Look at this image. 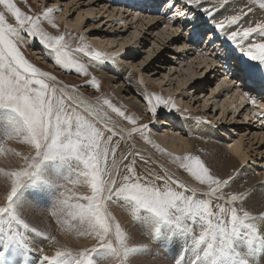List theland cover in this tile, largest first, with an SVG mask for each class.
Instances as JSON below:
<instances>
[{
	"label": "snow or ice",
	"instance_id": "obj_1",
	"mask_svg": "<svg viewBox=\"0 0 264 264\" xmlns=\"http://www.w3.org/2000/svg\"><path fill=\"white\" fill-rule=\"evenodd\" d=\"M248 2L264 9V0ZM201 3L202 0H186L189 9L201 8ZM0 6V139L6 137L7 141L28 146L27 152L6 144L0 146V155L10 154L17 161L10 169L0 168L5 184L4 202L0 204V264H30V234L43 233L32 227L23 213L30 197L49 194L57 186L63 165L74 166L77 178L73 184L84 186L87 194L66 189L60 193L58 205L78 221V235L90 237L94 243L77 251L56 247L53 254L39 249L40 264H139L138 254L149 249V245L131 242L133 236L110 211L111 205L125 211L153 244L182 253L175 264H255L257 250L264 251V213L257 217L243 207L244 193L225 192L233 177L221 178L199 155L193 154L174 157L172 162L198 185L206 186L207 191L189 187L167 172L161 174L147 168L150 158L146 159L135 144L127 151L121 145V141L139 135L145 144L163 152L146 134L147 124L138 125L139 117L107 98H98L95 104L86 102L76 93L75 86L72 91L59 86L55 76L41 71L22 54L18 45L23 41L22 33H27L49 50L57 66L74 69L80 75L89 74L87 65L71 54V35L52 34L42 27V20H46L58 29L51 18L58 9L47 8L42 16H31L14 0H0ZM201 10L214 19L210 9ZM6 13L15 19V25L8 22ZM240 19V15H229L216 22L215 28L236 26ZM254 34L260 39L245 47ZM204 35L196 33L200 40ZM196 37L190 32L189 42ZM226 38L252 62L239 66L241 75L237 79L264 82V24L237 28L227 32ZM75 51L100 63L113 59L83 42ZM229 55L225 49L214 58L227 64ZM90 83L99 88L94 76ZM245 96L251 99L248 92ZM143 100L153 116L160 106L169 110L176 107L171 99L154 93H145ZM252 103L255 106V100ZM104 106L131 127H119ZM137 158L145 165L143 174L138 171ZM49 163L51 167L47 166ZM201 195L206 198H199ZM214 199L224 201L215 205L216 211ZM46 238L57 243L55 236Z\"/></svg>",
	"mask_w": 264,
	"mask_h": 264
},
{
	"label": "rangeland",
	"instance_id": "obj_2",
	"mask_svg": "<svg viewBox=\"0 0 264 264\" xmlns=\"http://www.w3.org/2000/svg\"><path fill=\"white\" fill-rule=\"evenodd\" d=\"M160 1L165 2L166 0ZM202 1H205L210 7H216V9H214L215 12L219 9L221 11V8L223 9L221 5L224 7L230 6L228 7L229 10L227 12H218L222 14L221 16H228L229 14L240 15L241 19L238 25L234 26L235 30L239 27L264 24V9H260L258 5L249 4L248 0H227V3H224V0ZM14 2L23 12L31 16H42L47 8L58 9L51 14V18L59 26L58 29H53L46 20H42V27L52 34H70V49L73 50L71 54L87 65L89 74L87 76L80 75L76 73L74 69H66L57 66L49 50L42 48L43 45L39 43L38 39L28 36L27 33H22L23 41L20 42L18 46L24 57L41 71L50 73L55 76L57 80L62 81L67 85L75 86L77 91L82 93L83 96H85L87 100L89 99L88 101L93 104L97 102L98 98L101 101L102 99L107 98L115 106L122 108L128 114L139 117L138 125H148L146 130L148 136L150 132L159 133L162 131H169V133L172 132L177 136L179 135V138L181 136L183 140H187L186 133L182 129V126L180 127L179 121L176 120L178 117H185L212 126L219 134L223 144L225 143V140H228L227 138H230V141L228 140L230 143H232V140L240 139L246 156L243 165L248 169L250 168L249 170L252 171V174L257 175L260 179L258 181L264 182L262 179V176L264 175V98H262L263 95L261 94V88L264 86V82H261L262 86H260V88L258 87V92H255L258 96H251V99L246 100L243 104L244 107L241 106L238 108V96L243 92L244 88L238 84L240 79H237V77L241 74L238 70L239 68L233 64L236 63L240 66L252 62L248 61L247 57L242 55L241 50L240 56L236 57L237 51L234 48L227 46L226 48H228L230 55L227 60L228 63L225 64L214 58L217 55H222L223 52L220 53L216 50L211 51V49H209L208 54H206L205 48L201 49L199 47V45L202 47L206 43L208 35L207 31L215 26L216 22L222 19L211 20L202 17V14L199 12L196 13V11H198L197 9H193L194 6H192L191 9L186 6V0H180L181 12H175L174 8L173 14L175 15L172 14L169 16L171 19L169 20L170 24H166L165 20L162 19L154 24V20L151 19L154 28H148L149 24L147 20L151 15H159L162 10V7L159 8V6L157 7L158 10L153 11L152 13H139L140 15H147V19L142 17L143 20H140L138 15H134V19H139V21H134V25H132L127 23L131 16L129 13L130 10H128L127 7L124 8L122 6V8L120 4L112 7L109 5L110 3L116 2L115 0H14ZM249 9H251V11H249ZM170 10L168 11L170 12ZM0 11H3V6H0ZM168 11L166 14H168ZM185 13L187 14L186 16L184 15ZM79 15L82 16L80 24L77 28L72 27V29L69 28V30L66 24L73 22ZM193 16L195 19H192ZM6 19L9 23L15 25V19L12 18L10 14L6 13ZM124 20L125 22H123ZM190 20H193L194 23L190 22ZM192 24L195 28L192 27ZM205 24H207L205 27H208V29L202 27ZM201 28H203L201 31L206 33L203 40H200L199 37H197L196 39H193L192 42H189L188 37L190 31H196ZM192 34L196 37L194 35L195 32ZM81 38H83L82 41ZM259 39L260 37L258 34H254L253 37L250 38L251 42ZM81 42L88 44L94 49H97V47L96 45H93V43L98 44L100 46L98 51L105 53L109 57H113L114 62L108 60L104 63H100L84 56L83 53L75 51V49L80 46ZM219 43L223 42L220 41ZM191 45L197 46L198 50L194 49ZM125 52H129L132 57H129L130 55H125ZM123 53L124 58L122 56ZM90 63L93 66L96 65V68H100L101 70L99 69V72H103L104 74L102 75L97 72H92L89 69ZM117 64H123L129 68V70L136 73L137 78L140 76V78L143 79L142 81L137 79L136 83L139 87H142L144 93L138 92L133 85L128 83L126 77L122 78L119 72L112 68L113 65ZM205 65H209V67L205 69ZM227 68L235 70L236 77L233 80L236 82H227V93L224 95L225 93L222 92L224 87L221 85L224 84L223 79L226 75L224 72L228 70ZM230 72L231 70L228 71V74ZM93 76L99 84L98 89L91 86L90 81ZM259 82L260 81H258V83ZM218 86H220L221 90L218 89ZM146 88L147 90H150L151 88L154 89V94L161 96L166 100L172 99L171 102L173 104L175 103L174 105L176 106L175 109L169 110V108L160 106L155 116L148 113L147 104L143 100L144 94L147 93ZM218 91L221 92L217 94ZM177 97L180 99L179 105L177 104V101H173V99ZM253 99L256 101L255 106L258 107L260 106L259 104H263V108L259 109V107L257 108L254 105L252 107ZM104 110L108 112L115 122L118 123L119 127H131L127 121L121 120L114 113H111V110L108 109L107 106H104ZM256 111L259 112H257V115ZM162 120H166L168 123L165 122L160 124L159 122ZM118 138L119 137H116V139ZM134 138L136 140L139 139L140 142L144 143L139 135H135ZM1 141L3 145L6 144L8 147L10 146L9 148L15 144L14 146L16 148L23 147V150L27 149L28 151L27 145L18 144L15 140L7 141V139L4 138L1 139ZM121 145L125 151L132 147L130 140L121 141ZM146 145L149 148L154 149L158 156L165 159V162H169L175 167L177 165L172 162L173 158L176 156H184L181 154H171L166 151H157V149L153 148L151 145ZM224 146L227 145L224 144ZM27 151L25 150V152ZM235 157L241 162L236 155ZM145 158L149 159L147 156H145ZM137 160L139 163L138 171L143 174L146 170L145 165L143 162L139 161V158H137ZM2 161L5 162V159ZM150 161L151 162L147 165V168H150L153 172L161 174L167 172L182 181L171 170L159 167L152 158H150ZM64 166L70 170V175L67 177L63 176L60 181L57 180L58 186L64 179L69 182L76 180L73 176H77L74 166ZM176 170L182 172L189 180L197 184V182H195L183 169H180L177 166ZM73 181L70 183L69 187L74 185ZM75 185L77 187L74 188L73 191L80 194H87L84 186L79 184ZM4 186V177L0 175V204H3L4 202L2 198ZM200 187L205 189L204 191H207L205 186ZM61 192L62 190H60V193ZM225 192L232 193L231 189L228 187L225 189ZM49 194H45L39 198L38 195L30 197L29 204L26 206L23 213L24 218L30 223V225L38 229L40 233H43V235L30 234L33 244H36L34 242L35 238L42 236L44 238L55 236L57 241L56 244H52L50 240L46 238L45 241L46 244H48L40 247L46 252H44L45 254H47V252L48 254H50V252L53 254L56 247H68L74 251L91 247L94 241L90 237L78 235L75 230L79 227L78 221L72 220L67 215V209L58 205L59 193H57L58 196H55L53 199ZM69 195H71V193H69ZM199 198L206 197L201 195ZM212 203L213 211H216L215 205L218 203H224V201L214 199ZM116 206L117 205H111L110 211L122 226L133 236V240L134 238H138L136 240H139L140 238L137 245L144 244V240L153 244L149 238H146L148 237L147 235L145 237V234H141L143 233L141 227L137 225V223H135L125 211ZM49 207H51V212L48 211ZM240 207L241 206H239L238 209ZM115 208L119 209V215H117V210H115ZM36 212L40 213V215L44 216L47 220L44 219L40 221L37 219L38 213L36 214ZM34 213L36 215L32 216ZM131 227L136 228L135 233L131 230ZM66 237L70 239L68 240ZM61 239H66V241L64 240L63 242ZM51 248L53 250H45ZM159 252L168 254L174 258L172 264H175L176 260L181 259L183 255L169 247L163 248ZM29 256L31 257L30 253ZM29 256L28 260L30 264H39V258L36 263L34 256L31 258ZM17 260L19 261V258H17Z\"/></svg>",
	"mask_w": 264,
	"mask_h": 264
},
{
	"label": "bare ground",
	"instance_id": "obj_3",
	"mask_svg": "<svg viewBox=\"0 0 264 264\" xmlns=\"http://www.w3.org/2000/svg\"><path fill=\"white\" fill-rule=\"evenodd\" d=\"M115 1L116 2L110 3L109 5L112 7V6H118L120 4L121 7L122 6L124 8L127 7V9L130 10L129 13L131 14L130 19H129V21L127 23L128 24H132V25H134V21L138 22L139 19L143 20L142 17L147 19V17H146L147 15H140L139 14L140 12H147L148 11V10L147 11H142V9L143 10L146 9V6L143 7V5H145V4H148L149 6L151 5L149 7L148 13H152L153 11L158 10V8H157L158 6H159V8L162 7L161 8L162 10L159 13V15H157V16L148 15V16H150V18H148V20H147V22L149 24L148 28H150V27L152 28L154 26V24L157 23L158 20H160V19L165 20L166 24H170L169 20H171V19L169 18V16L173 14L174 8H175V12H177V11L181 12L180 0H166L165 2H161L160 0H115ZM124 3H126V4H124ZM173 5H175L176 7L173 6ZM228 7H230V6H228ZM228 7L227 6L226 7L223 6V9L220 7L221 11H220V9L218 11L227 12L229 10ZM202 8L210 9L212 11V13H213L214 19L208 17L206 15V13L201 10ZM193 9H197L198 11H196V13L199 12L200 14L203 15L202 17H204L206 19L220 20V19L227 18V16H221L222 14L220 12H218V11L215 12L214 9H216V7L213 8V7L208 6V4L205 1H202L201 8H197L196 6H194ZM128 10H127V12H128ZM168 10H170V12ZM167 11H168V14H166ZM230 12H232V11H230ZM134 15L135 16L138 15L140 18L135 20L134 19ZM173 15H175V14H173ZM231 15H233V14H231ZM81 18H82V16L79 15V16H77L75 18V20L73 22H69V24H66L68 29L69 28L72 29V27L73 28H77L78 25L80 24ZM151 19L154 20V24L151 21ZM125 20L123 22H125ZM190 22H193V20H190ZM205 26H207V24L203 25L202 27H205ZM166 27H167V25H166ZM192 27L195 28V26L193 24H192ZM213 27L210 28L211 31L210 30L207 31L208 35H207L206 43L202 47L199 45V47L201 49L205 48V51H206L205 53L208 54L209 49H211V51H215L216 50L217 52L222 53L225 49H228V48H226L228 46V47L234 48L237 51L236 52V54H237L236 57L240 56L241 48L238 47L233 42L228 41L227 38H226V33L227 32L235 30L234 26H227L224 30H217L215 28V26H213ZM206 28L208 29V27H205L204 29H206ZM239 28H243V27H239ZM172 29H174V28H172ZM202 29L203 28L198 29L196 31L193 30V31H190V32L191 33L195 32L194 35L196 36V33L202 32L201 31ZM174 30H176V29H174ZM205 35H206V33H205ZM220 41L223 42V43H219ZM247 43H251V40L249 39V41H247L245 43V47H246ZM93 45H96V47H97L96 50L100 49V46L98 44L93 43ZM191 46L194 49L198 50L197 46H195V45H191ZM42 48H44V47H42ZM125 55H130L129 57H132V55L129 52H125ZM122 56L124 58V53L122 54ZM113 60L114 59H111L109 61H113ZM233 65H236L237 68H239V66H238L239 64L237 65L236 63H234ZM89 66L91 67V68L89 67V69L92 72H97V73H100L102 75L104 74L103 72H99L101 69L100 68H96L95 67L96 65L93 66L90 63ZM205 67H206L205 69H207L209 67V65H205ZM112 68H114V70L118 71L122 78L126 77L128 83L133 85L137 89L138 92L144 93V90L142 89V87H139L137 85V83H136L137 79L141 80V81L143 80L142 78H140V76L137 78V74L134 73L133 71L129 70V68H127L123 64L122 65H120V64L113 65ZM102 69H103V67H102ZM227 69L228 70L226 72H224L226 74L224 76V79H223L224 80V82H223L224 84L221 85V83H220V85L224 87V89L222 90V92L225 93L224 95H226V93H227V86H228L227 82H231V83L232 82H236V81L233 80L236 77V73L234 72L235 70H232L231 68H227ZM229 70H231V72L228 74ZM57 82L59 83V86H61V87L67 86V89L69 91H72L73 86L67 85L64 82L59 81V80H57ZM238 84H239V86L244 88L243 92L240 93V95L238 96V99H239V102H238L239 107L238 108H240L241 106H243V104L245 103L246 100H249V98L247 96H245V92H248L250 94V97L254 96V95L258 96V94L255 93V92H258V87L260 88V86H262V83L261 82L258 83V81H256L254 83L253 81H250V80H246V81L239 80ZM254 86L256 87V90L253 91L252 88ZM218 87H219L218 89H220V86H218ZM238 88H240V87H238ZM263 90H264V86L261 88V91H262L261 94L263 95L262 98H264ZM75 91H76V93L79 96L83 97V99L86 102H89L88 101L89 99L87 100V98L85 96H83L82 93L77 91L76 88H75ZM146 91H147V93L149 95L154 93V89H152V88L150 90H147V88H146ZM220 92L221 91H218L217 94L220 93ZM171 101H172V99H171ZM173 101H177L178 105L180 104V99L178 97L173 99ZM259 105H260V106H258L259 109L263 108L262 107L263 104L262 105L259 104ZM252 107H253V104H252ZM255 107H257V106H255ZM257 112L258 111H256V115H257ZM176 120L179 121L180 127L182 126V129L186 133V135H187L186 139L187 140H183V138L181 136L179 138L178 137L179 135L177 136L176 134H173L172 132L169 133V131H165V132L162 131V132H159V133L150 132L149 136H150L151 140L156 145H158L159 148H161L164 151L169 152L171 154H177V155L178 154H181V155H186V154L199 155L207 164H209V166H211L214 169L215 173L217 175H219L221 178H227L228 176H232L233 180L230 183V185L228 186V188H230L232 192H236V193L242 192V193L245 194L246 200H245V203H244L243 207L247 208L253 215H256L257 217L259 216L260 213H264V182L263 181H258L260 179L257 177V175L256 174H252V171L249 170L250 168L248 169V168H246L243 165V163L245 162V157L246 156H245V153L243 151V144L240 142V139L232 140V143H230L229 142L230 138H227L229 141L225 140L224 144H226L227 146H224V144L222 143V139L220 138L219 134L214 130V128L212 126L205 125L203 123L197 122V121L193 120L192 118L190 119V118H185V117H178ZM165 122L168 123V121H166V120H162L159 123L162 124V123H165ZM123 127L124 128H129L127 126H123ZM130 141H131L132 145L135 144L137 146V148L141 151V153L144 156L152 158L158 164L159 167H161L163 169L171 170L183 182H185L186 184H188L191 187H200L198 184H196L193 181L189 180L187 178V176L184 175L182 172L177 171L176 170L177 166L175 167V166H173V164H171L169 162H165V159H163L162 157L158 156L157 152L154 149L149 148L146 144H144L143 142H140L139 139L136 140L134 138L133 140H130ZM14 145L15 144H13L11 146V148H16ZM229 145H232V147L230 148ZM0 146H3V143L1 141V139H0ZM23 149H24L23 147H20V148L17 147L16 148L17 151H22V152H25V150L27 151V149H25V150H23ZM235 155L241 160V162H239L236 159ZM6 157H8V158H6ZM3 159H5V162L2 161ZM16 163H17L16 158H14L13 156L11 157L10 154L9 155H0V168H4L5 170H7V169H10L11 167H14L16 165ZM47 166L51 167V164H48ZM69 175H70V170L64 165L61 166L59 168V176H60V178L58 179V181H60L63 176L67 177ZM72 175H73V173H72ZM73 176L75 178H77V176H75V175H73ZM75 178H72V179H75ZM262 179L264 180V175L262 176ZM72 181L69 182V181H66L64 179L62 181V183L60 182L61 184L59 186L57 185L50 192L49 196H51V198L53 199L55 196H58L57 193H59V195H60V190H62V192H65L66 189H72L73 190L77 186L76 185H72L71 187H69V185H70V183H72ZM41 196H43V195H38V198L41 197ZM51 202H53V201H51ZM237 206L239 207L241 205L238 204ZM50 208L51 207H49L48 211H50ZM115 210H117L116 213H117V215H119V209L115 208ZM37 213L38 212H36V214ZM36 214L34 213V214H32V216L36 215ZM37 219L42 221V220H44L46 218L44 216H41L40 213H38ZM256 223L260 224L261 221L259 219H257ZM38 226H41V225H38ZM131 230L135 233L136 228L135 227H133V228L131 227ZM141 234H144V233H141ZM134 236H135V234H134ZM145 237H146V235H145ZM66 238H68V237H66ZM146 238L148 239V237H146ZM45 239L46 238H44L43 236L34 239V242L36 243L35 245L33 244L35 249L33 248V251L30 252V255H31V257L34 256V259H35L36 263L38 262V258L40 256V251H39V249H41L40 247L41 246H46L48 244V243L46 244ZM69 239L70 238H68V240ZM136 239H138V238H136ZM136 239L135 238H134V240L132 239L131 242L133 244L135 243L137 245V243L140 240V238H139V240H136ZM61 240L63 242H64V240L66 241V239H64V240L61 239ZM238 243H241V242L238 241ZM144 244L149 245V249L145 250L142 254H138V260L140 261L139 264H143V263H145V264L146 263L147 264H172V262L174 261V258L169 256L168 254H164L162 252H159V251H161V248L158 245L150 244L146 240H144ZM53 247H54V245H53ZM241 247H243L242 243H241ZM45 250L50 251V250H53V249L51 248V249H45ZM47 254H48V252H47ZM50 254H51V252H50ZM254 261H255V264H264V251H261V250L258 249L256 254H255V256H254ZM38 263L40 264V262H38Z\"/></svg>",
	"mask_w": 264,
	"mask_h": 264
}]
</instances>
